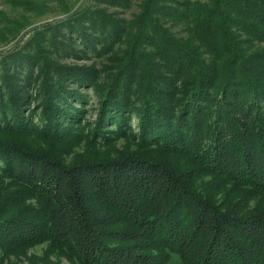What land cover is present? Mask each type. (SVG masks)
I'll use <instances>...</instances> for the list:
<instances>
[{
    "label": "trees",
    "instance_id": "1",
    "mask_svg": "<svg viewBox=\"0 0 264 264\" xmlns=\"http://www.w3.org/2000/svg\"><path fill=\"white\" fill-rule=\"evenodd\" d=\"M55 1L0 53V264H264V0Z\"/></svg>",
    "mask_w": 264,
    "mask_h": 264
},
{
    "label": "rangeland",
    "instance_id": "2",
    "mask_svg": "<svg viewBox=\"0 0 264 264\" xmlns=\"http://www.w3.org/2000/svg\"><path fill=\"white\" fill-rule=\"evenodd\" d=\"M21 1V0H20ZM25 1H35V5H42L45 11L61 12V5L59 1L55 0H25ZM62 1V0H61ZM60 1V2H61ZM69 6L76 5L77 0H64ZM18 0H0V53L5 52L12 48L15 44L26 41L29 38L27 32L34 26L44 23L50 18L45 16L46 12L43 14H34L33 12H24L19 7H16ZM55 11V12H56ZM116 11V10H115ZM128 16V15H127ZM90 61L80 60L79 64L89 65L94 61L90 57ZM69 62H75V60H70ZM121 141V140H119ZM118 149L122 148L123 142L116 143ZM36 254H40V250L35 251ZM165 264H184L179 257L170 256ZM25 264V263H22ZM60 264H67L62 261Z\"/></svg>",
    "mask_w": 264,
    "mask_h": 264
}]
</instances>
